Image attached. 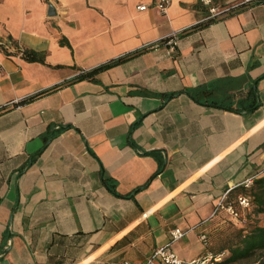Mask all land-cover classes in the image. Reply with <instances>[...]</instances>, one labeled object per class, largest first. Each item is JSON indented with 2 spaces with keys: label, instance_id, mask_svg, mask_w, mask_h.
Instances as JSON below:
<instances>
[{
  "label": "crops",
  "instance_id": "crops-1",
  "mask_svg": "<svg viewBox=\"0 0 264 264\" xmlns=\"http://www.w3.org/2000/svg\"><path fill=\"white\" fill-rule=\"evenodd\" d=\"M214 5L0 0V41L44 60L0 51V264L220 248L219 199L264 175V4Z\"/></svg>",
  "mask_w": 264,
  "mask_h": 264
},
{
  "label": "trees",
  "instance_id": "trees-1",
  "mask_svg": "<svg viewBox=\"0 0 264 264\" xmlns=\"http://www.w3.org/2000/svg\"><path fill=\"white\" fill-rule=\"evenodd\" d=\"M21 57L31 62L44 61L42 56L25 50L22 51ZM122 61H124V58L110 61L84 73L83 76L93 77L99 71L110 68ZM33 98L31 97L25 101ZM239 194L249 197L251 210L254 213L264 215V175L256 177L249 189L240 187ZM224 224V230L214 237L215 245L220 248L208 250L214 254L224 253V258L213 264H264V219L261 225H248L232 220L226 221Z\"/></svg>",
  "mask_w": 264,
  "mask_h": 264
},
{
  "label": "built area",
  "instance_id": "built-area-1",
  "mask_svg": "<svg viewBox=\"0 0 264 264\" xmlns=\"http://www.w3.org/2000/svg\"><path fill=\"white\" fill-rule=\"evenodd\" d=\"M201 5L207 8L209 16L208 19L215 18L222 13L223 9L214 5V0H197ZM171 0H155V5L161 13H166ZM241 4L249 5L253 3L264 4V0H240ZM140 10H143V6H139ZM178 42V34L173 32L168 38L163 40V45L165 46L166 53L168 55H173L176 53ZM0 51L5 53L17 52L21 55L22 50L11 41H0ZM257 176L253 175L246 178L242 183L241 187L243 189H249L254 179ZM251 209L249 197L244 194L237 195L233 200L227 199V192L221 196L216 207L215 212H223L226 216L237 222H244V213ZM185 231L178 228H174L170 231V242L164 246L155 249L151 256L142 263H132L128 261H122L120 264H213L221 261L224 258V253L214 254L211 251H207L202 257L197 259H192L189 261L179 259L171 250L170 244L180 240L184 235ZM203 242H206V237L204 235L200 236Z\"/></svg>",
  "mask_w": 264,
  "mask_h": 264
},
{
  "label": "rangeland",
  "instance_id": "rangeland-1",
  "mask_svg": "<svg viewBox=\"0 0 264 264\" xmlns=\"http://www.w3.org/2000/svg\"><path fill=\"white\" fill-rule=\"evenodd\" d=\"M264 215L263 214H256L251 209L249 211H246L244 213V222L248 225H254V224H263ZM229 222V220L227 221Z\"/></svg>",
  "mask_w": 264,
  "mask_h": 264
},
{
  "label": "water",
  "instance_id": "water-1",
  "mask_svg": "<svg viewBox=\"0 0 264 264\" xmlns=\"http://www.w3.org/2000/svg\"><path fill=\"white\" fill-rule=\"evenodd\" d=\"M49 14V13H48ZM50 15V14H49Z\"/></svg>",
  "mask_w": 264,
  "mask_h": 264
}]
</instances>
